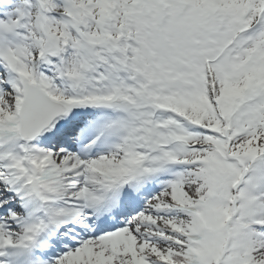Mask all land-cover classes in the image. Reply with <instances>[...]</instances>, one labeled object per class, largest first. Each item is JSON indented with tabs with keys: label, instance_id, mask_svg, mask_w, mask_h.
<instances>
[{
	"label": "snow or ice",
	"instance_id": "obj_1",
	"mask_svg": "<svg viewBox=\"0 0 264 264\" xmlns=\"http://www.w3.org/2000/svg\"><path fill=\"white\" fill-rule=\"evenodd\" d=\"M0 264H264V0H0Z\"/></svg>",
	"mask_w": 264,
	"mask_h": 264
}]
</instances>
